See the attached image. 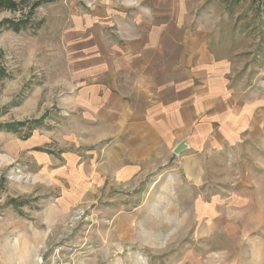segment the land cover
<instances>
[{
    "label": "rangeland",
    "instance_id": "1",
    "mask_svg": "<svg viewBox=\"0 0 264 264\" xmlns=\"http://www.w3.org/2000/svg\"><path fill=\"white\" fill-rule=\"evenodd\" d=\"M12 1L0 20L26 23L0 29V264H264V0H201L209 6L197 16L190 8L230 57L240 104L252 106L236 144L204 155L198 185L179 154L133 171L103 161L126 137L118 114L105 122L82 89L90 19L106 20L94 32L117 43L114 21L134 11L119 10L125 0Z\"/></svg>",
    "mask_w": 264,
    "mask_h": 264
},
{
    "label": "crops",
    "instance_id": "2",
    "mask_svg": "<svg viewBox=\"0 0 264 264\" xmlns=\"http://www.w3.org/2000/svg\"><path fill=\"white\" fill-rule=\"evenodd\" d=\"M200 2L122 1L119 10L134 11L133 16L121 13L114 21L119 32L115 44L94 32L100 24L95 21L101 20L90 19V84L82 89L90 91V106L99 105L104 110L105 122L108 115L118 114V132L126 139L118 143L113 156L111 151L104 152L103 161L109 165L122 162L119 171L138 170L136 162L144 160L174 158V147L185 140L187 146L179 156L175 154V160L198 185L204 155L235 145L251 122L248 116L252 106L240 104L230 84V57L220 52L215 31L205 29L190 13V8L196 7L197 16L209 6ZM105 6L111 11L115 8ZM96 88L100 89L98 97ZM96 115L101 117L98 112ZM130 161L134 166L125 168ZM114 175H120V180L127 178L126 174ZM130 220L118 218L120 238L127 235Z\"/></svg>",
    "mask_w": 264,
    "mask_h": 264
},
{
    "label": "trees",
    "instance_id": "3",
    "mask_svg": "<svg viewBox=\"0 0 264 264\" xmlns=\"http://www.w3.org/2000/svg\"><path fill=\"white\" fill-rule=\"evenodd\" d=\"M7 2H11V5L13 6L15 3H13V1L12 0H0V6H2V5H5ZM26 23V19H19V20H9V19H4V20H0V29L3 27V26H7V27H12V28H14V30H19L20 29V27H22V25H24ZM0 72H2V74L4 73V71H3V69H1L0 68ZM38 121H40V119L38 118V119H35V118H33V119H29V121H18V122H16V124H18V125H25L26 126V124L27 123H32V122H34V123H36V122H38ZM25 123V124H24ZM14 122H9V124L7 123V129H13V131H14ZM15 130H21L19 127L17 128H15Z\"/></svg>",
    "mask_w": 264,
    "mask_h": 264
},
{
    "label": "water",
    "instance_id": "4",
    "mask_svg": "<svg viewBox=\"0 0 264 264\" xmlns=\"http://www.w3.org/2000/svg\"><path fill=\"white\" fill-rule=\"evenodd\" d=\"M187 143L185 140L180 141L179 143L176 144V146L173 149V152L175 154H179L184 148H186Z\"/></svg>",
    "mask_w": 264,
    "mask_h": 264
}]
</instances>
